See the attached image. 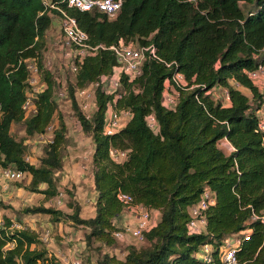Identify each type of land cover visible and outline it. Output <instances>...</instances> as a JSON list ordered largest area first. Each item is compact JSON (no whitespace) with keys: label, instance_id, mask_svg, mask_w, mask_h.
<instances>
[{"label":"trees","instance_id":"16d2710c","mask_svg":"<svg viewBox=\"0 0 264 264\" xmlns=\"http://www.w3.org/2000/svg\"><path fill=\"white\" fill-rule=\"evenodd\" d=\"M49 3L76 18L92 47H106L86 58L65 88L94 145L95 215L82 218L83 206L76 202L69 205L72 213L44 206L22 213L87 230L85 244L99 254L97 264H223L224 242L236 235L250 236L237 255L238 264H264V226L253 221L254 214L264 213V92L247 74L264 64V0H124L112 20L98 11L69 8L64 0ZM49 3L0 0V169L26 173L28 190L52 199L58 196L56 174L64 166L69 128L59 112L57 83L43 62L47 32L61 15ZM122 42L153 45L162 61L148 59L132 82L123 76L115 95L98 88L95 113L87 119L76 92L113 73L119 62L110 48ZM32 61L45 89L33 97L29 114L24 106L34 93L28 69ZM176 73L187 86L170 110L164 93ZM217 90L229 93L228 104L224 96L215 97ZM112 106L118 113L130 111L131 118L108 136L105 125ZM150 115L158 133L147 125ZM15 125L24 127L27 138L52 129L39 164L27 161L24 140L12 134ZM223 142L234 151L226 153ZM111 149L127 151L128 159L113 162ZM206 188L215 193L216 204L206 211V231L194 235L188 229L190 210ZM120 192L131 195L134 205L161 215L144 233L146 245L126 247L123 258L103 252L119 245L118 220L126 209ZM12 224L6 218L0 228V264H61L38 233L11 229ZM206 245L212 247L210 263L196 257Z\"/></svg>","mask_w":264,"mask_h":264},{"label":"built area","instance_id":"2783aa9c","mask_svg":"<svg viewBox=\"0 0 264 264\" xmlns=\"http://www.w3.org/2000/svg\"><path fill=\"white\" fill-rule=\"evenodd\" d=\"M69 8H74L83 12L98 11L105 14L109 19H115L122 7L124 0H64ZM52 9H56L60 12V23L63 35V47L65 49V57L69 63V70L73 78L78 73L80 65L85 61L86 58L95 55L98 50H105V46L92 47L89 44V35L83 31L73 16H71L67 11L60 9L52 4H46ZM110 50L114 51L117 59L118 66L113 70V73L109 76H104L95 84L90 85L88 88L79 90L76 92L77 100L81 111L86 116L87 119L91 118L96 110V91L98 88H102L106 94L115 95L121 87L122 77H127L129 81L136 80L140 74L143 64L148 59H155L162 61L157 54V49L155 46H143L134 47L120 43L118 46H113ZM171 64H167L170 67ZM28 69L31 73V78L29 80L30 85L33 87V94L28 97L24 108L32 112L33 97L42 92L45 89L44 84H40L39 69L37 65L32 61L29 62ZM249 78L257 82L260 79L264 80V64H260L258 69L247 73ZM39 87H36L35 86ZM187 83L182 74L176 73L172 76L171 80L168 81L166 92L164 93V105L170 109L174 110L178 104L180 92L179 90L185 88ZM260 87V86H259ZM65 90V89H64ZM243 90V89H242ZM264 92V91H263ZM60 96L63 98L64 93L61 92ZM224 103L228 104L230 101L229 93L224 91ZM223 96L221 99H223ZM260 129L264 131V99L262 103V108L260 110ZM131 118L130 111H124L118 113L112 106L109 110L106 125L105 134L112 136L121 130L126 123ZM1 119V114H0ZM148 127L155 133L159 131V125L154 115H150L146 119ZM52 130V129H50ZM51 141V140H50ZM233 148V147H232ZM234 151V148H233ZM128 152L118 149L110 150V157L113 162L121 164L128 159ZM28 162H32L30 157H27ZM2 176L5 180L11 183H18L24 180L26 173L14 170V169H2ZM119 201L125 205L126 209L124 212L131 210L136 214L137 224L136 226L125 225L122 230L116 233V239L124 241L127 237L132 238L133 241L137 243H146L144 233L152 228L153 215L152 212L140 205H134V198L123 192L118 194ZM60 203V202H59ZM216 204L215 193L206 188L202 193L199 202L193 206L190 210V222L188 224V229L191 234L201 235L206 231L207 219L206 211ZM253 221H259L264 226V213L261 215H253ZM11 229L23 230L27 227L24 224L12 221ZM0 228H5V221L0 213ZM48 237V235H47ZM250 236L246 235L244 237L232 236L225 240L222 247V263L223 264H238L237 255L242 248V244L249 241ZM196 257L204 262H212V247L209 245L204 246L197 254ZM70 264H82L81 259H76L71 261Z\"/></svg>","mask_w":264,"mask_h":264},{"label":"rangeland","instance_id":"374dc122","mask_svg":"<svg viewBox=\"0 0 264 264\" xmlns=\"http://www.w3.org/2000/svg\"><path fill=\"white\" fill-rule=\"evenodd\" d=\"M49 2H51V0H46V3ZM130 46L136 47L135 44H131ZM65 53L61 23L59 18L54 17L52 27L47 32V44L44 50L43 62L46 70L53 74L57 83L58 88L55 97L59 104V112L64 117L69 128V139L63 151L64 166L56 174L58 196L48 199L43 194L30 192L28 190L30 179L29 176L26 175L23 181L11 183V186L15 188L13 199L16 201V205H11L9 202L0 200V213L4 221L6 218L11 220L12 217L10 216L15 214L17 217L15 222L24 224V226L30 230H34L38 233L45 242L46 247L53 254L60 251L63 254L60 255V252L58 254L60 257L58 260H60L61 264H70L71 261L76 259H82L85 264H97L99 254L96 253V251L88 250L85 244L87 230L81 227H75L70 223L62 225L52 223L49 220V216L39 215V217L38 215L32 216L22 213L26 208L40 206L47 208L52 207L67 213H72L69 205L74 202L83 206L82 218H88L93 213L94 207L92 199L95 194L89 185L93 175L92 164L90 163L91 140L83 133L69 95L65 89L68 82L74 79L70 73L69 63L65 57ZM256 84L264 91L263 79L258 80ZM36 87H39V85H36L35 88ZM61 92L64 93L63 98L60 96ZM244 92L251 96L250 91L245 90ZM223 94L222 90H217L215 97L221 99ZM28 113H31L30 109ZM12 134L17 140H24L28 156L32 159L33 163L39 164V160L44 154L46 145L52 139V130H49L48 133L42 136L27 138L24 127L22 125H15L12 129ZM221 147L226 153H230L225 149V146L221 145ZM68 171L77 173L80 181L78 182L76 176L70 174ZM41 189L46 190L47 186L43 185ZM14 201L12 200V202ZM4 211H6V213H4ZM127 212L130 217H136V214L131 210ZM128 225L133 226L131 222ZM154 225L155 219L153 216L151 226L153 227ZM119 245L121 248H126L128 246L140 248L145 246L146 243L140 244L133 241L132 238L127 237L126 240L120 241Z\"/></svg>","mask_w":264,"mask_h":264},{"label":"crops","instance_id":"0c3cea01","mask_svg":"<svg viewBox=\"0 0 264 264\" xmlns=\"http://www.w3.org/2000/svg\"><path fill=\"white\" fill-rule=\"evenodd\" d=\"M245 90L243 89V92H244ZM248 91V90H247ZM247 94V93H246ZM249 95V94H248ZM128 123V122H127ZM126 123V124H127ZM90 140H91V138H90ZM221 145H223V146H225V149L226 150H228L229 152H232L233 151V148H232V146L228 143V142H223ZM222 148V147H221ZM223 149V148H222ZM93 152H94V145H93V143H92V140H91V155L93 154ZM70 174H72V175H75L76 176V179L78 180V182L80 181L79 180V175H77V173H75V172H70V171H68ZM89 185H90V188L94 191V194H95V196H94V198L92 199L93 200V207H94V203H95V200H96V191H95V184H94V179H93V175H92V178H91V182H89ZM14 192H15V188H13L12 186H11V182H9V181H7V180H5L4 178H3V176L1 175V169H0V200H2V201H4V202H9V203H11V205L13 204H15L16 203V201H14V199H13V197H14ZM12 200L14 201V202H12ZM16 205V204H15ZM4 213H6V211H4ZM130 214H132V213H130ZM94 215H95V208H93V213H92V215L90 216V217H88V218H91V217H94ZM152 215L154 216V219H155V224L160 220V217H161V215H160V213L159 212H156V211H152ZM32 216H37V215H32ZM39 216V215H38ZM40 216H42V215H40ZM39 216V217H40ZM45 216V215H44ZM10 217H12V221H16V216H15V214L13 215V216H10ZM88 218H84V219H88ZM25 220H26V218H25ZM49 220H50V217H49ZM130 222L133 224V226H136V224H137V219H136V217H130L129 216V213L128 212H124L123 213V215L119 218V220H118V225H119V227L121 228V227H123V226H125V225H128V224H130ZM57 224H61L62 225V223H57ZM72 240H73V237H72ZM125 249L126 248H121L120 247V245H118L117 247H115V248H104V250H103V252L104 253H109V254H112V255H117V256H119L120 258H123V256H124V254H125ZM50 251V250H49ZM51 252V251H50ZM60 252V251H59ZM59 252H57V253H55V254H53L52 252H51V254L52 255H54L57 259H59L60 257H59ZM60 255H63L61 252H60ZM60 261V260H59Z\"/></svg>","mask_w":264,"mask_h":264}]
</instances>
